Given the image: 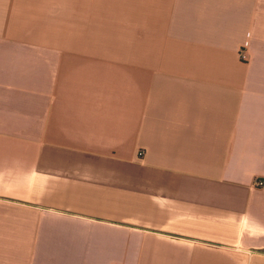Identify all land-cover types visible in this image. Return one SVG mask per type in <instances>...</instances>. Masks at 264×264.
Instances as JSON below:
<instances>
[{
    "label": "crops",
    "instance_id": "0c3cea01",
    "mask_svg": "<svg viewBox=\"0 0 264 264\" xmlns=\"http://www.w3.org/2000/svg\"><path fill=\"white\" fill-rule=\"evenodd\" d=\"M258 181L264 0H0V264H264Z\"/></svg>",
    "mask_w": 264,
    "mask_h": 264
},
{
    "label": "built area",
    "instance_id": "2783aa9c",
    "mask_svg": "<svg viewBox=\"0 0 264 264\" xmlns=\"http://www.w3.org/2000/svg\"><path fill=\"white\" fill-rule=\"evenodd\" d=\"M239 56L241 57V59H243V60H246L247 59V56H246V54H245V50L243 49V50H240V52H239ZM264 185V182L263 181H258V182H256V186H258V187H261V186H263Z\"/></svg>",
    "mask_w": 264,
    "mask_h": 264
}]
</instances>
